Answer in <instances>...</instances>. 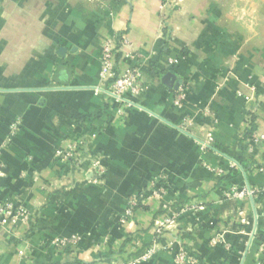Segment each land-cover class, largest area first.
<instances>
[{
	"label": "crops",
	"instance_id": "crops-1",
	"mask_svg": "<svg viewBox=\"0 0 264 264\" xmlns=\"http://www.w3.org/2000/svg\"><path fill=\"white\" fill-rule=\"evenodd\" d=\"M120 35L118 66L146 87L128 108L93 93L101 42ZM263 132L264 0H0V203L24 210L0 224V264L128 258L165 213L169 251L143 264H178L180 247L199 264H264V193L224 197L264 186V143L250 135ZM82 141L107 164L98 183L89 164L56 159ZM161 177L164 194L124 220L128 196ZM58 239L76 243L56 251Z\"/></svg>",
	"mask_w": 264,
	"mask_h": 264
},
{
	"label": "built area",
	"instance_id": "built-area-1",
	"mask_svg": "<svg viewBox=\"0 0 264 264\" xmlns=\"http://www.w3.org/2000/svg\"><path fill=\"white\" fill-rule=\"evenodd\" d=\"M125 43L126 41L122 35L107 37L101 42L99 79L102 87L96 88L93 93L95 95H100L102 92H106L114 104L128 108L134 105L133 99L141 95L146 87L141 81L140 69L138 67L121 69L118 66L116 56ZM124 58H130L139 63L144 60L140 56L131 54H124ZM185 97V86L182 85L175 90L174 106L180 108L185 101ZM118 114H122V111L119 110ZM22 129V120H13L9 126L7 143H10L17 137L22 132ZM250 135L255 142L264 143V132L260 135L254 133ZM202 146L204 148H210L212 146L211 139L207 138ZM56 159H59L62 163L70 167V169L73 168L75 170L82 168L86 163L89 164L88 173L93 177L92 183L100 182L108 170L104 158L101 155L92 154L87 142L83 141L73 143L64 150H58L56 152ZM163 181H165V177L158 178L151 182L144 192L129 195L126 200L124 220L131 219L134 210L138 208L140 204L144 203V201L160 198V196L164 194V188L161 184ZM257 193H264V186L257 190L230 187L228 191L224 193V197L226 199H242L246 196L251 197ZM203 206L204 204L202 202L189 203L180 211L190 210L198 212ZM23 215L24 210L22 208H14L12 204L8 202L0 203V224L3 227L13 226L17 218ZM174 221L175 215L163 214L154 221L153 239L149 245L139 246L132 250L128 258H117L104 264H143L150 261L158 251H169V247L162 245V242L167 228L172 226ZM75 243L76 240L58 239L53 242V248L56 251H62L69 244ZM174 257L178 264H199L197 257L191 255L183 247H180L174 253Z\"/></svg>",
	"mask_w": 264,
	"mask_h": 264
},
{
	"label": "rangeland",
	"instance_id": "rangeland-1",
	"mask_svg": "<svg viewBox=\"0 0 264 264\" xmlns=\"http://www.w3.org/2000/svg\"><path fill=\"white\" fill-rule=\"evenodd\" d=\"M263 1V0H262Z\"/></svg>",
	"mask_w": 264,
	"mask_h": 264
}]
</instances>
